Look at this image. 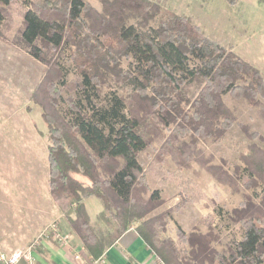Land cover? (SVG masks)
<instances>
[{
    "label": "trees",
    "instance_id": "1",
    "mask_svg": "<svg viewBox=\"0 0 264 264\" xmlns=\"http://www.w3.org/2000/svg\"><path fill=\"white\" fill-rule=\"evenodd\" d=\"M11 2L0 0V36ZM99 2L102 11L90 13L86 0H21L20 40L30 56L52 64L57 73L46 103L61 127H54V116L37 102L47 126L53 203L94 256L134 223L164 264H264V215L240 219L241 238L221 253L213 246L220 243V234L209 224L206 231L177 226L175 238L166 235L171 210H180L186 195L174 209L153 214L164 200L158 188L149 189L139 159L152 142L151 134L144 121L128 112L126 103V96L150 93L153 106L159 107L152 115L174 133L172 139L156 137L161 143L156 160L163 163L168 156L177 170L197 160L193 148L176 143L178 135L190 133L193 141L196 136L220 138L232 126L240 127L249 139L241 170L253 180L254 168L258 178L264 176V149L254 141L260 136L249 132L239 120L238 108L228 106L225 97L259 107L264 75L205 36L190 16L173 12L161 0ZM55 50L65 58H52L49 52ZM64 60L75 75L73 83L67 79ZM55 88L67 89L65 95L57 99ZM187 105L191 109L186 110ZM220 171L225 185L227 173ZM75 174L89 183L83 184ZM235 177L240 174L235 172ZM88 196L103 203L99 219L110 212L106 237L100 238L90 225L83 203Z\"/></svg>",
    "mask_w": 264,
    "mask_h": 264
},
{
    "label": "rangeland",
    "instance_id": "2",
    "mask_svg": "<svg viewBox=\"0 0 264 264\" xmlns=\"http://www.w3.org/2000/svg\"><path fill=\"white\" fill-rule=\"evenodd\" d=\"M86 2L90 13L92 10L102 11L99 0ZM161 2L177 14L190 16L205 36L230 48L264 75V0ZM23 9L21 0H12L0 36V242H8V246L0 247L8 252L25 248L52 221H56L41 218L45 211L43 202L48 194L50 196L49 141L38 103H42L45 113L54 116V127L62 125L46 103L49 93L53 94L50 83L56 80V70L52 64L45 65L30 56L20 40ZM59 54L58 50L49 52L52 58ZM64 58V54H60V59ZM63 63L68 69L67 79L73 83L75 75L70 63L65 60ZM55 89L57 99L67 90ZM31 93L36 97L35 103ZM148 97V92L131 94L126 96V103L128 112L144 121L145 129L151 134L152 142L140 153L139 159L149 189L158 188L164 200L153 214L174 209L182 203L181 196L185 194L187 202L181 209L171 210L172 220L167 225L166 235L175 238L177 226L185 231L192 230L194 226L206 231L209 224L220 234V243L213 246L221 253L227 244L241 238L243 228L240 219L248 214L264 215L263 174L258 178L256 174L259 171L254 168L256 174L253 180H248L241 170L246 165L242 154L248 152L249 139L236 125L220 138L196 136L193 141L190 133L178 135L176 143L184 144L187 149L193 148L197 160L181 170H177L168 156L159 163L156 159L161 143L156 137L172 139L174 133L158 124L152 113L159 107L153 106ZM225 102L238 108L239 120L248 126L249 132L260 136L254 141L264 149V141L261 140V137L264 139V99L259 107H249L243 101L233 102L229 97H225ZM185 108L191 109L190 105ZM154 123L157 129L162 128L161 132ZM221 168L227 173L225 185L221 183ZM235 172L240 174V178L235 177ZM75 177L83 184L89 183L81 174H75ZM50 199L53 203L51 196ZM85 203L91 224H94L97 213L102 209L101 202L96 197H88ZM105 218L111 220L110 212ZM30 229L34 235L24 242V235Z\"/></svg>",
    "mask_w": 264,
    "mask_h": 264
},
{
    "label": "crops",
    "instance_id": "3",
    "mask_svg": "<svg viewBox=\"0 0 264 264\" xmlns=\"http://www.w3.org/2000/svg\"><path fill=\"white\" fill-rule=\"evenodd\" d=\"M85 199L83 203L89 216ZM100 202L102 209L96 215L97 220L94 224H91L90 221V225L96 230L99 237L102 238L108 235L110 229L109 223L105 218L99 219V214L104 209L101 200ZM43 204L45 208L41 207L42 203L40 208L45 209V211L41 213V218L49 221L52 218V220H56L61 232L68 237L70 247H62L50 237L42 239L40 247H38L35 252L38 264H82L83 262L81 261H89V259L98 260L99 263L97 264H164L137 233L135 228L136 224L127 226L110 245L106 246L101 252L94 256L85 249L79 236L69 225L63 213L52 203L49 194ZM37 218L39 219V217H36V219ZM33 229H30L28 234H23L25 237V240H23L24 242L34 235ZM7 243L8 242H0V246H8ZM0 249L2 248L0 247ZM74 253H78L80 259H75Z\"/></svg>",
    "mask_w": 264,
    "mask_h": 264
},
{
    "label": "built area",
    "instance_id": "4",
    "mask_svg": "<svg viewBox=\"0 0 264 264\" xmlns=\"http://www.w3.org/2000/svg\"><path fill=\"white\" fill-rule=\"evenodd\" d=\"M50 237L62 247H70L68 237L61 232L57 221H52L40 235L23 249L5 251L0 249V264H38L36 250L40 247L42 239ZM75 259H80L78 253H74ZM82 264H97L98 260L81 261Z\"/></svg>",
    "mask_w": 264,
    "mask_h": 264
}]
</instances>
